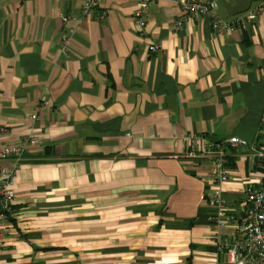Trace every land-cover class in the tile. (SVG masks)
I'll return each mask as SVG.
<instances>
[{"label":"crops","instance_id":"obj_1","mask_svg":"<svg viewBox=\"0 0 264 264\" xmlns=\"http://www.w3.org/2000/svg\"><path fill=\"white\" fill-rule=\"evenodd\" d=\"M82 1L0 0V128L7 142L36 140L15 174L0 264H244L223 245L244 188L264 185L260 167L226 150L233 220L217 228L210 160H184L183 140L264 147V10L215 33L209 15L177 27V7L157 0L140 36L137 0H96L88 17ZM260 5L217 0L215 14L231 22Z\"/></svg>","mask_w":264,"mask_h":264},{"label":"built area","instance_id":"obj_2","mask_svg":"<svg viewBox=\"0 0 264 264\" xmlns=\"http://www.w3.org/2000/svg\"><path fill=\"white\" fill-rule=\"evenodd\" d=\"M157 0H137L132 3V18L136 24L139 35L145 26V15L149 7ZM177 7L180 14L176 26H180L187 19H196L209 15L210 27L215 33H227L234 29H245L246 25L256 19L259 12L264 10L260 5L256 10L241 13L234 17L231 22H225L215 14L217 0H169ZM96 0H83L81 16L88 17L96 7ZM104 17V13L100 18ZM68 18L62 17V21ZM70 36H62L63 42L69 40ZM160 47L156 44H148V54L157 53ZM42 107L47 108L48 103L42 102ZM32 119H35L32 117ZM12 137L9 130L0 128V252L4 242V232L6 222L11 214L14 204V194L12 190L15 174L18 171L22 158L33 147L36 140L32 137H25L17 142H7ZM202 141V142H201ZM201 142V145H200ZM187 136L183 140L186 152L183 159L190 163L197 164L202 159H209L211 163L210 176L215 188L212 190L210 204L215 215L212 219L217 228L226 226L233 220L225 211V204L220 190V185L228 180V170L226 168L225 153L227 149L243 148L256 160L261 170L264 181V147L255 144H248L244 139L238 137H227L219 141L207 138L197 141ZM8 162L7 166L4 163ZM242 199L246 203V210L238 218L237 231L230 244L223 247L227 249L230 259L240 258L244 264H264V185L261 187L247 185L242 194Z\"/></svg>","mask_w":264,"mask_h":264}]
</instances>
